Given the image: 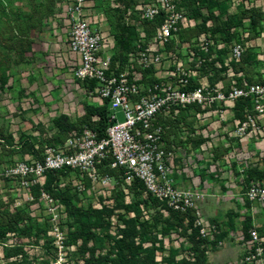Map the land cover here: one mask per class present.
I'll list each match as a JSON object with an SVG mask.
<instances>
[{"label":"rangeland","instance_id":"rangeland-1","mask_svg":"<svg viewBox=\"0 0 264 264\" xmlns=\"http://www.w3.org/2000/svg\"><path fill=\"white\" fill-rule=\"evenodd\" d=\"M55 1L0 0V173L7 165L22 160L25 154L42 156L44 143L53 137L51 126L58 115L64 114L70 121L79 122L85 107L95 104L86 93V86L73 76L77 60L67 49L66 25L53 17L58 13L57 19H62L63 14L61 7H55ZM118 19L117 14L115 20ZM107 26L113 35L117 24L111 17ZM248 39L239 38L238 42L245 45ZM222 167L215 165V191L222 196L230 190L227 196H239L244 184L234 181L235 187H231L232 182L225 183L218 178ZM61 179L64 186L59 189L65 190L67 198L50 195L53 202L48 203L40 190L31 189L32 201L23 199L17 186L0 176V195L6 197L0 198V225L11 227L0 233V246L3 245L8 259L4 264H109L108 259L115 254L111 237L117 239L128 220L134 221L138 241L143 248L153 250L157 263L165 264L163 259L168 257L171 248L178 251L175 255L178 264L188 257L189 244L176 222L161 204L149 201L144 191L135 188L133 183L115 179L108 189H102L105 195L102 196V193L99 195L101 188H87V181L77 183L68 172L61 173ZM219 201L221 205L216 211H222V219L210 218L211 211L205 214L217 227L229 225V230L214 235L220 238L215 244H209L207 259L214 261L219 253H227L228 247H236L235 259L240 262L243 245L238 225H241L240 217L250 215L251 210L246 204L240 205L235 196H229L228 200L219 197ZM72 205L102 211L89 219V223L98 226L86 244L69 236V227L79 225L80 218L78 213L73 215ZM252 216L251 222L264 236V209ZM17 225L22 229L20 233Z\"/></svg>","mask_w":264,"mask_h":264},{"label":"built area","instance_id":"built-area-1","mask_svg":"<svg viewBox=\"0 0 264 264\" xmlns=\"http://www.w3.org/2000/svg\"><path fill=\"white\" fill-rule=\"evenodd\" d=\"M86 0H64L62 19L66 25V44L68 51L77 63L73 76L78 83L94 81V86L86 93L93 100L107 101L108 124L105 137L97 138L88 126L71 130L62 143H44L41 158L25 156L2 169L0 176L17 186L22 198L32 201L30 187L39 186L41 197L48 203L53 200L41 187L46 174L55 171H68L74 175L77 183L85 180L87 188L105 189L115 179L126 184L139 181L146 196L158 201L163 209L186 213L194 216L193 225L198 227L201 238L213 240L219 232L218 227L207 221L201 214L199 203L205 193L198 186L179 187L175 183L173 154L167 151L163 143L164 126L160 117H174L180 110L199 107L201 110H213L220 119L229 105L234 110L239 99L250 102V109H244V118L235 120L229 136L239 140L250 137H264V82L231 81L224 86L217 84H199L191 87L194 73L202 67L204 58L188 53L189 61L195 58V69L190 70L180 59L168 53L173 69L166 77L156 79L145 85L142 72L155 69L162 63L163 56L156 47L170 43L181 30L195 24L180 0H151L146 4L134 6L137 17L139 38L144 39L145 32L139 25L141 21H152L162 14V21L155 29L150 41L140 40L136 50L130 53L124 69L114 72L110 69V56L104 50L103 36L93 29L85 17ZM126 11V17L132 15ZM207 38L202 40L200 51L207 52ZM238 41L228 45L225 63L231 66L238 63L243 53ZM136 63L140 70L135 69ZM93 120L96 117L92 118ZM205 153V150H203ZM240 179L244 184L243 201L264 209V177L252 178L246 183L245 172L248 168L264 170V148L257 153H240L235 159ZM111 173L115 174L114 177ZM64 186L60 179L57 187ZM242 234V233H241ZM248 239L240 238L243 248L241 264H264V236L260 235L254 223L248 230Z\"/></svg>","mask_w":264,"mask_h":264},{"label":"crops","instance_id":"crops-1","mask_svg":"<svg viewBox=\"0 0 264 264\" xmlns=\"http://www.w3.org/2000/svg\"><path fill=\"white\" fill-rule=\"evenodd\" d=\"M135 5L146 4V0H133ZM224 6V12L220 14L218 9H212V17L206 20L207 31L199 33L196 37H192L189 41H180L178 33L173 38V42L163 47H156L163 56L162 63L159 67L152 69L153 77L161 79L166 77L168 72L173 69L172 60L169 59L168 53H172L176 58L180 59L186 67L190 70L195 69V58L192 62L189 61L188 53L193 51L195 56H198L202 40L207 38V56L206 65L198 69L194 73L192 80L199 84H217L224 86L231 81L240 82L246 80L247 77L257 81H264V0H218ZM127 0H86L85 17L89 21L91 27L100 31L103 36L104 50L106 55L111 56L113 48V35H111L107 22L115 15L118 8L123 9ZM62 5H59V4ZM55 7H61L63 10L64 0H56ZM113 8L110 9L109 8ZM127 10H130L129 8ZM201 9V13L204 14ZM132 11V10H130ZM206 11V10H205ZM129 17L124 14V21L128 25H137L136 13ZM207 14V11L206 13ZM58 13H54L53 17L57 21H63L58 17ZM62 17V15H60ZM227 16H232L241 24L230 28V34H234L235 38L230 40L238 41L239 38H249L247 44L243 46V52H252L254 60L248 68L238 67L237 63H233L230 67L226 65L225 59L228 51V43L222 40L218 34H213L211 31L214 29L217 21H224ZM113 19V18H112ZM194 24H198L201 20L198 17H191ZM256 22L254 29L249 26L250 20ZM64 23V22H63ZM218 23V22H217ZM192 28V27H190ZM184 28L181 30H189ZM180 30V31H181ZM179 31V32H180ZM55 32V31H54ZM67 38V32L65 35ZM150 41L147 40V42ZM249 43V45H248ZM130 54V53H129ZM129 56V55H128ZM128 60V59H127ZM135 69L138 71L140 68L136 63H133ZM247 81V80H246ZM95 104L100 105V101L94 100ZM223 119L213 110H201L199 107H190L180 110L172 117H160L162 125L164 126L163 143L167 151L173 154V165L175 168L174 179L179 187H192L198 186L199 189L205 193L204 199L199 203V208L203 217L213 223L212 219H222V211H216L219 207V197L229 199V196H235V199L243 206L244 185L242 191L236 195H229L230 190L226 191L225 195H219V192L214 189L213 178L215 175V165L221 164L222 171L218 178L224 180L225 183L232 182L231 187H235L234 181L242 183L240 174L237 170L235 162L236 157L240 153H257L264 148L263 139L250 137L247 139L239 140L238 138L229 136L232 130V124L238 120L234 116V110L230 105L222 112ZM205 150V153H203ZM24 156H28L25 154ZM260 163L256 164V168H260ZM229 180V182H228ZM243 184V183H242ZM6 195V194H5ZM11 196H15L12 194ZM5 196L0 195V198ZM249 209L252 214L256 216L260 213V207L250 204ZM212 212V216L208 219L209 215L205 213ZM216 211V212H215ZM243 217H240V224H242ZM253 219V218H252ZM237 226V225H236ZM241 229L242 225H238ZM221 234H225L229 230V225H218ZM242 233V232H241ZM243 244L241 243V246ZM236 248V247H235ZM228 247L227 253H219L216 260L207 259V264H225L226 260L231 264H241L237 262L235 257L238 254V249ZM243 248V247H242ZM228 254V255H227ZM229 258V259H227ZM8 262L4 255L3 245L0 246V264ZM228 263V264H230Z\"/></svg>","mask_w":264,"mask_h":264},{"label":"trees","instance_id":"trees-1","mask_svg":"<svg viewBox=\"0 0 264 264\" xmlns=\"http://www.w3.org/2000/svg\"><path fill=\"white\" fill-rule=\"evenodd\" d=\"M180 5L185 8L188 13V16L198 17L201 21L198 24H195L189 30H181L178 32V38L180 41H189L192 37H196L199 33L207 31L205 26L206 20L212 17V9H218L220 14L224 12V6L222 2L218 0H180ZM135 3L133 0H127L124 4L123 9L120 11L117 10L115 15L112 16V20L117 24L115 32L113 34L114 42L112 48V54L110 56V69L114 70V72H120L124 69L129 53H133L136 50V45L140 40L147 42L149 38L152 37L155 29L159 26L162 21V14L154 17L152 21H141L142 25L145 26L143 28L145 32L144 39L139 38V32L137 31V25H128L124 21V14L127 9L133 10ZM201 9H205L207 14L204 15L201 13ZM54 13V11L52 12ZM135 13V12H133ZM118 14V20H115ZM115 16V17H114ZM115 18V19H114ZM218 22V23H217ZM214 29L211 31L213 34H218V36L227 42L230 43V40L235 38L234 34H230L228 31L230 28L238 26L241 24L239 21H236L232 16H227L224 21H217ZM139 24V25H140ZM256 22L251 19L249 26L251 29H254ZM173 42V39L170 43ZM199 55L204 58L203 67L206 65V56L207 52H200ZM254 60V55L252 52L245 51L241 55V59L237 64H233L234 66L244 68H248L251 66V63ZM202 67V68H203ZM156 79L153 77V70L147 69L142 72V83L147 85ZM247 82H257L254 79L247 77ZM263 83L264 81H258ZM81 85L86 86V89H91L94 86V81H84L80 83ZM196 86V82L191 80V87ZM250 109V102L245 99H239L234 106V116L238 119L244 118V109ZM108 110H107V101L104 100L101 105L90 104L85 107L84 114L81 117L79 122H72L69 118L60 114L52 122V139H47V143L50 144H59L64 141L67 137L68 133L73 129H80L81 126L86 125L91 130L96 133L97 138L105 137V129L107 127L108 120ZM96 117L95 120L92 118ZM161 122V120L159 119ZM58 143H55V142ZM32 155V154H31ZM34 156V155H32ZM37 158L36 156H34ZM41 158V157H40ZM39 158V159H40ZM8 166V165H7ZM68 172V171H66ZM65 172V173H66ZM62 171L49 172L46 174L44 185L41 187L43 191H46L49 195L54 198L64 199L67 198L65 190L59 189L57 187L60 179H61ZM69 173V172H68ZM246 178L244 182L246 183L249 179L258 178L261 179L264 177V170H260L258 168H248L245 172ZM7 182H10L7 179H4ZM133 185L137 189L143 190L142 184L134 180ZM32 191L40 190V187L35 185L30 187V194ZM149 201H158L150 196H147ZM245 204L249 206V203L245 201ZM163 207H165L163 205ZM73 209V215L77 213L80 214V218L77 222L79 225H71L69 228V236L72 240H80L82 244H86L89 239H91L94 235V229L98 226L95 223H89V219L94 215H99L102 213L101 210H92L89 208H78L74 205L71 206ZM166 208V207H165ZM168 216L171 218L181 230V234L185 236L189 246L186 249L188 257L182 258L180 260V264H206L207 262V251L209 250V244H215L220 238V236L215 237L214 240L210 241L208 239L201 238L198 233V227L193 225L194 216L190 211L186 213H179L175 211L168 210ZM84 217V218H82ZM241 232L243 234V238L247 240L248 230L251 228V217L249 215L244 216L242 221ZM100 226V225H99ZM14 227V226H12ZM10 226L8 225H0V233L4 234L5 232L10 230ZM19 225H17V232H21ZM261 232H259L260 234ZM118 238H112L114 244L115 254L112 258L108 259L109 264H162L157 263L154 260V252L152 249H145L142 247V242L138 241L139 233L137 231V227L134 224L133 220H128L125 222V225L120 230L118 234ZM177 249L171 248L169 250V255L167 258L163 259L165 264H178L175 261V255L177 254ZM141 254L143 256H141ZM13 264V263H10ZM36 264H47L44 262H39Z\"/></svg>","mask_w":264,"mask_h":264}]
</instances>
